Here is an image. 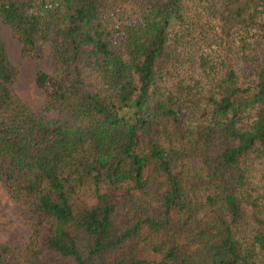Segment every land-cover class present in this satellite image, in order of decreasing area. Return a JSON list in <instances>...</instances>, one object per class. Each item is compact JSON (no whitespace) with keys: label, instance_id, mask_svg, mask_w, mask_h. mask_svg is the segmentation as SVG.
Wrapping results in <instances>:
<instances>
[{"label":"trees","instance_id":"1","mask_svg":"<svg viewBox=\"0 0 264 264\" xmlns=\"http://www.w3.org/2000/svg\"><path fill=\"white\" fill-rule=\"evenodd\" d=\"M185 1L0 0L23 55L54 45L57 67L35 84L67 114L13 94L0 42V181L36 216L25 251L0 244V264H264V193L246 168L264 158V56L239 70L229 55L264 0H197L217 30L189 122L158 92Z\"/></svg>","mask_w":264,"mask_h":264},{"label":"rangeland","instance_id":"2","mask_svg":"<svg viewBox=\"0 0 264 264\" xmlns=\"http://www.w3.org/2000/svg\"><path fill=\"white\" fill-rule=\"evenodd\" d=\"M208 14L205 2L185 1L183 22L175 23L169 34L171 61L168 75L161 82L158 92L160 97L173 98L172 106L183 122L195 120L200 107L198 92L204 93L209 88V80L213 77L199 66V54L203 48L210 50L213 47L210 44L217 30V25ZM229 41L232 50L229 55L234 58L236 69L240 70L244 66L246 58L253 63L259 62L264 56V21H252L245 28L235 29ZM0 42L5 47L8 59L18 70L12 85L13 94L37 115L65 120L67 114L60 109L45 110L46 94L35 84L37 69L52 74L57 67L54 45L44 43L39 56L23 55L21 43L12 28L1 17ZM186 87L191 93L185 97L180 91ZM193 164L195 168L199 167L198 162L195 161ZM246 168L252 190L255 194L264 193V158L251 156ZM34 217L36 216L28 211L25 204L17 202L10 196L0 181V244L8 245L17 252H24L30 240L33 222L36 219Z\"/></svg>","mask_w":264,"mask_h":264}]
</instances>
